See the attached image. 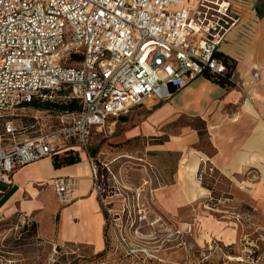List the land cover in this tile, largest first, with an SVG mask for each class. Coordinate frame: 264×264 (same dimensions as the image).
Returning <instances> with one entry per match:
<instances>
[{
    "label": "built area",
    "instance_id": "2783aa9c",
    "mask_svg": "<svg viewBox=\"0 0 264 264\" xmlns=\"http://www.w3.org/2000/svg\"><path fill=\"white\" fill-rule=\"evenodd\" d=\"M238 23L229 0H0V181L42 158L82 154L109 215L89 155L93 136L188 79L225 75L215 55ZM69 56L80 61L65 65ZM33 101L66 110L19 133L14 114ZM51 186L59 203L71 201L67 180ZM126 251L136 264L161 262L154 251Z\"/></svg>",
    "mask_w": 264,
    "mask_h": 264
},
{
    "label": "crops",
    "instance_id": "0c3cea01",
    "mask_svg": "<svg viewBox=\"0 0 264 264\" xmlns=\"http://www.w3.org/2000/svg\"><path fill=\"white\" fill-rule=\"evenodd\" d=\"M229 1L239 23L219 53L234 63L232 85L223 87L207 74L188 79L166 101L148 100L120 116L117 141L147 140L146 151L154 160L177 156L173 183L155 191V208L166 216H180L183 226L201 216L212 237L232 245L236 232L222 230L203 216L209 214L205 202L210 192L197 177L202 165L210 164L231 180L235 204L264 219V0ZM180 120L190 123L179 124ZM194 122L200 126H193ZM203 140L210 151L199 147ZM77 157L78 163L61 167L53 165V158H42L1 180L0 222L31 219L57 245L102 252L105 216L87 159L82 154ZM57 178L73 187L67 204L59 203L52 189ZM46 191L53 194V202L45 199ZM178 247L187 262L189 249L184 244ZM175 252L173 246L162 249L157 255L161 262L154 263L174 264L167 256Z\"/></svg>",
    "mask_w": 264,
    "mask_h": 264
},
{
    "label": "rangeland",
    "instance_id": "374dc122",
    "mask_svg": "<svg viewBox=\"0 0 264 264\" xmlns=\"http://www.w3.org/2000/svg\"><path fill=\"white\" fill-rule=\"evenodd\" d=\"M63 63L77 65L74 56ZM43 113L19 109L14 114V125L19 133L40 130L43 125L37 124L34 117L45 118ZM113 121L93 136L89 147L97 172H106L100 179L104 207L109 211L104 250L94 253L85 247L57 245L44 237L31 219L14 218L0 222V264H136L127 255V246L154 251L157 255L173 246L175 254L167 257L174 264H264V219L235 204L231 180L208 163L202 165L197 177L200 186L210 192L205 202V212L209 214L203 216L222 230L236 232L234 243L227 245L226 241L211 236L201 216L183 226L185 220L180 216H166L155 208V191L173 183L177 156L154 160L146 151L147 140L117 141L122 121L120 117ZM191 124L200 126L197 122ZM199 147L210 151L205 140ZM44 197L49 202L54 200L49 191ZM179 244L189 249L187 262Z\"/></svg>",
    "mask_w": 264,
    "mask_h": 264
},
{
    "label": "trees",
    "instance_id": "16d2710c",
    "mask_svg": "<svg viewBox=\"0 0 264 264\" xmlns=\"http://www.w3.org/2000/svg\"><path fill=\"white\" fill-rule=\"evenodd\" d=\"M222 63H224L228 70H227V73L223 76H208L207 78L210 79L211 81L223 86V87H226V86H231L232 85V82L230 81V76L234 70V63L231 62V60L223 55L222 53H217L215 55ZM75 57V60L76 62L80 61V56H74ZM73 105L70 104L68 106V109H72ZM23 108H26V109H30V110H33L35 112H44L43 115L44 116H48L49 114L52 115L54 114L56 111L54 110V108H51L49 107L48 104H44V103H39L38 101H33L29 104H27L26 106L22 107L21 109ZM35 118H39L40 120H44V118L42 117H34V120L36 121ZM47 121V120H45ZM79 162V158L77 156H72L71 154L70 155H64V156H55L53 158V165L55 167H61V166H67V165H72V164H75V163H78ZM103 174H106L103 173ZM103 174H100L98 172V175L99 176H104ZM102 179V178H101ZM103 210V214L105 216V219L107 218V213L106 211L102 208Z\"/></svg>",
    "mask_w": 264,
    "mask_h": 264
},
{
    "label": "water",
    "instance_id": "95a60500",
    "mask_svg": "<svg viewBox=\"0 0 264 264\" xmlns=\"http://www.w3.org/2000/svg\"><path fill=\"white\" fill-rule=\"evenodd\" d=\"M49 107L54 108V109L59 110V111H65L66 110V106H61V105H57V104H49Z\"/></svg>",
    "mask_w": 264,
    "mask_h": 264
}]
</instances>
